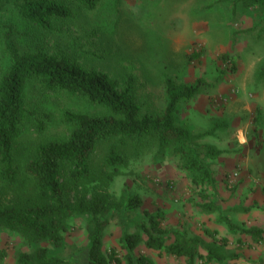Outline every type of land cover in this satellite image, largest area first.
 I'll use <instances>...</instances> for the list:
<instances>
[{
	"label": "rangeland",
	"instance_id": "1",
	"mask_svg": "<svg viewBox=\"0 0 264 264\" xmlns=\"http://www.w3.org/2000/svg\"><path fill=\"white\" fill-rule=\"evenodd\" d=\"M71 7L72 17L57 19L44 29L28 26L10 6L0 3V71L5 59L2 34L11 23L24 48L65 54L107 72L119 84L131 78L146 111L163 108L165 74L184 83L204 80L193 97L180 101L176 118L192 131L219 125L213 135L202 139L222 150L208 159L216 194L195 186L175 156L156 158L152 150L132 161L129 170L115 179L112 190L117 195L121 190L136 192L142 199L139 213L159 209L164 213L163 226L180 228L210 242L223 258L214 264H264V76L259 75L264 30L247 31L254 23L253 9L235 6L234 0H101L93 9ZM32 99L38 116L47 113L50 122L43 131L32 123L23 130L16 146L22 167L25 154L37 141L66 132L61 116L64 109L103 111L62 93L37 91ZM212 201V209L197 206ZM137 210L108 216L102 252L110 255L114 250L122 258L121 233L134 231L124 217H135ZM220 215L259 233L232 232ZM65 240V255L80 252L87 242L82 219L72 221ZM0 247L7 252L0 264H15L17 252L28 250L17 234L3 227ZM135 251L148 255L154 264H186L183 256L141 243Z\"/></svg>",
	"mask_w": 264,
	"mask_h": 264
},
{
	"label": "trees",
	"instance_id": "2",
	"mask_svg": "<svg viewBox=\"0 0 264 264\" xmlns=\"http://www.w3.org/2000/svg\"><path fill=\"white\" fill-rule=\"evenodd\" d=\"M100 1L0 3L10 6L28 26L48 29L55 20L73 16L71 4L93 9ZM234 5L253 9L254 23L247 31L256 27L264 30V0H234ZM6 25L2 34L5 59L0 71V227L17 234L28 246V250L17 252L15 264H154L148 255L135 251L140 243L183 256L186 264L222 262L210 242L187 235L180 228L163 226L161 210L139 213L142 199L136 192L121 190L117 195L112 190L115 179L129 170L131 162L152 150L156 158L175 156L195 186L210 188L216 194L208 159L222 150L202 139L213 135L219 125L192 131L176 118L180 101L193 97L204 80L184 83L165 74L163 108L146 111L137 99L131 78L119 84L107 72L87 67L65 54L24 48L15 38V27ZM259 75L264 76V62ZM37 91L79 97L103 111L64 109L61 116L66 132L37 141L25 154L22 167L17 162L16 146L23 130L32 123L43 131L50 122L47 113L38 116L33 107ZM197 206L212 209L213 201ZM136 210L135 217H124L134 231L121 233L122 258L114 250L110 255L102 252V231L108 216ZM76 218L83 220L87 242L79 253L65 255V232ZM220 219L232 232L259 233L256 228L240 227L224 215ZM6 254V249L0 247V262Z\"/></svg>",
	"mask_w": 264,
	"mask_h": 264
}]
</instances>
